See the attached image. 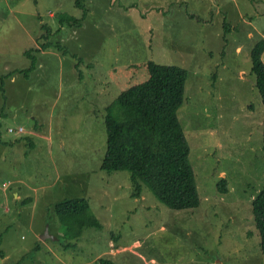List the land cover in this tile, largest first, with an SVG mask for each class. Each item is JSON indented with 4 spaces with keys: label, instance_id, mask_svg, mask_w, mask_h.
I'll return each mask as SVG.
<instances>
[{
    "label": "rangeland",
    "instance_id": "1",
    "mask_svg": "<svg viewBox=\"0 0 264 264\" xmlns=\"http://www.w3.org/2000/svg\"><path fill=\"white\" fill-rule=\"evenodd\" d=\"M83 4L81 26L69 27L58 17L82 19L76 0H0V263L264 264L252 212L264 187V106L250 58L264 0ZM149 61L188 71L178 116L195 209L171 210L145 185L136 197L129 172L100 168L105 108L148 79ZM70 199H85L100 228L63 219L55 207Z\"/></svg>",
    "mask_w": 264,
    "mask_h": 264
},
{
    "label": "trees",
    "instance_id": "2",
    "mask_svg": "<svg viewBox=\"0 0 264 264\" xmlns=\"http://www.w3.org/2000/svg\"><path fill=\"white\" fill-rule=\"evenodd\" d=\"M83 1L76 0V7L84 11L83 18L61 13L58 17L61 26H81L87 11ZM190 17L194 18L191 14ZM42 28L47 33L52 30L47 25H42ZM47 35L49 34L45 35L46 40ZM49 48L51 43H44L40 44L37 51L43 52ZM25 55L30 64L19 71L28 79L36 59L30 51ZM263 55L264 38L251 46L250 54L251 71L264 106ZM147 70L148 79L122 91L105 108L106 144L100 168L105 172H129L136 197H139L140 184L145 185L156 199L171 210L198 208L201 200L189 162L190 146L178 116V110L185 102L188 71L186 68L157 64L154 61L147 63ZM218 192H227L225 180L218 182ZM55 209L65 220L76 218L81 228H100L99 222L88 214L89 205L85 199L66 200L57 204ZM252 212L264 253V187L252 202ZM83 216L84 220L81 219ZM0 256H5L2 250ZM96 264L116 263L99 257Z\"/></svg>",
    "mask_w": 264,
    "mask_h": 264
},
{
    "label": "built area",
    "instance_id": "3",
    "mask_svg": "<svg viewBox=\"0 0 264 264\" xmlns=\"http://www.w3.org/2000/svg\"><path fill=\"white\" fill-rule=\"evenodd\" d=\"M8 131H9V132H15V131L23 132V131H24V128H23L22 126H18L17 128L9 127V128H8Z\"/></svg>",
    "mask_w": 264,
    "mask_h": 264
}]
</instances>
